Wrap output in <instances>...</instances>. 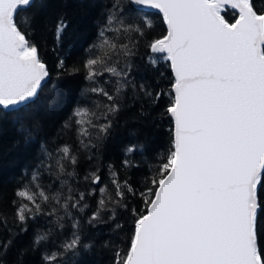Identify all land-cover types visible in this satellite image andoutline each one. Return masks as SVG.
I'll list each match as a JSON object with an SVG mask.
<instances>
[{"label": "snow or ice", "instance_id": "1", "mask_svg": "<svg viewBox=\"0 0 264 264\" xmlns=\"http://www.w3.org/2000/svg\"><path fill=\"white\" fill-rule=\"evenodd\" d=\"M36 2L0 0L3 110L23 112L50 78L24 15ZM128 5L137 11L157 10L167 26L166 33L149 40L146 47L168 62L173 73L170 88L153 96L143 84L138 86L141 94L155 101L161 96L170 100L165 110L171 119L167 155L157 157L153 174L140 191L128 180L121 181L111 165L112 194L99 169L83 177L96 186L87 192L69 183L77 176L78 153L91 152L110 135L125 89L137 90L129 79L138 46L133 34L144 38L152 23L146 16L138 22L128 18L121 0H113L98 43L88 50L87 58L71 68L63 60L58 65V76L83 71L88 81L81 95L91 108L77 107L64 125L74 128L78 146L63 143L53 152L42 146L44 158L30 179L15 189L13 222L26 225L41 216L54 217L63 229L64 218L71 220L73 231L61 251L43 256L46 264H55L64 253L77 255L93 247L83 243L74 216L89 207L87 197H99L88 218L93 224L102 223V214L109 211V219H115V208H128L127 195L139 196L141 209H131L130 246L123 255L124 250L116 251L115 264H264L258 232V215L264 212V9L256 7V0H128ZM230 12L231 20L226 18ZM66 28L65 19L59 18L58 40ZM122 37L128 42H119ZM148 61L156 63L152 56ZM106 73L115 78L112 91L100 83ZM92 95L106 102L93 101ZM17 122L30 136L23 116ZM136 148L130 145L126 152ZM123 164L134 166L127 159ZM44 172L59 180V189L41 184ZM7 224L0 208V226ZM47 237L48 233H37L33 247ZM11 244V239L0 241V250ZM102 246L107 247V242Z\"/></svg>", "mask_w": 264, "mask_h": 264}, {"label": "trees", "instance_id": "2", "mask_svg": "<svg viewBox=\"0 0 264 264\" xmlns=\"http://www.w3.org/2000/svg\"><path fill=\"white\" fill-rule=\"evenodd\" d=\"M112 2L113 0H37L36 5L24 14L31 24L30 39L48 64L50 78L43 83L35 101L23 112L0 109V208L8 217L7 227L0 226V241L12 240L6 251L0 250L2 264H46L44 254L61 251L62 244L72 234V222L67 217L64 218L63 229L56 226L54 217L46 216L30 220L26 225L14 223L11 201L16 199L14 192L21 181L27 182L35 171V166L44 158L42 146L48 152H53L57 145L63 143L78 146L74 128L65 129L64 125L77 107L91 108L92 105L85 103L81 95L82 89L88 86V81L84 79L83 71L75 76H58V65L63 60L65 67L71 68L87 58L88 50L98 43L100 28L106 23ZM121 3L128 18L138 22L146 16L152 27L146 30L144 38L133 34L138 46L136 55L132 57L133 70L129 79L137 85V90L134 91L130 86L125 89L121 98V110L114 117L110 135L99 143L93 141L97 143V147L91 152L81 150L78 153L75 168L77 176L69 183L80 191L87 192L90 187H96L84 181L83 177L99 169L98 174L102 176L104 184L109 186V194H112L109 165L121 181L128 180L134 189L143 190L158 163L157 157H165L170 148L171 119L165 111L170 103L169 98L161 96L159 101H155L141 94L138 88L143 84L153 96L158 91L167 92L170 88L173 73L168 62L160 54L150 53L146 47L149 40L166 33V23L162 14L156 10L137 11L128 5V0H121ZM256 7L264 9V0H256ZM61 17L65 19L67 28L58 40L56 22ZM226 18L231 20V12ZM119 42L127 43L128 39L122 37ZM149 56L156 60L154 66L149 63ZM114 81L115 78L106 73L100 83L112 91ZM90 99L99 103L106 102L103 97L96 95H92ZM19 116H23L24 127L31 129L30 136L20 129L17 122ZM130 145H136L137 148L134 152L127 153L126 149ZM126 159L134 166L125 167L123 162ZM69 171L72 169L69 168ZM40 182L42 185L51 184L53 189L60 188L59 180L50 178L47 172L42 174ZM98 198L97 195L87 197L89 207L83 212L74 213L75 219L80 223L83 243L93 244V247L81 250L77 255L64 253L55 264H115L116 251L124 250L121 252L123 255L130 246L134 231L131 209L139 211L142 207L141 199L139 196L127 195L125 203L128 208H115V219H109L112 215L109 211L102 214V223L89 224L88 218L96 209ZM22 227L26 231H21ZM258 232L259 242L264 247V212L258 215ZM37 233H48V237L40 245L33 247ZM104 242H107V247L102 246Z\"/></svg>", "mask_w": 264, "mask_h": 264}, {"label": "water", "instance_id": "3", "mask_svg": "<svg viewBox=\"0 0 264 264\" xmlns=\"http://www.w3.org/2000/svg\"><path fill=\"white\" fill-rule=\"evenodd\" d=\"M153 10H155V9H153ZM157 11V10H156ZM44 83V82H43ZM43 85V84H42ZM39 93V92H38Z\"/></svg>", "mask_w": 264, "mask_h": 264}]
</instances>
